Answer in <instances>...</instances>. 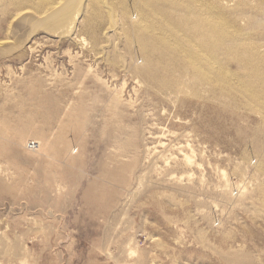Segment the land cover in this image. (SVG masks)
Returning a JSON list of instances; mask_svg holds the SVG:
<instances>
[{"label": "rangeland", "instance_id": "rangeland-1", "mask_svg": "<svg viewBox=\"0 0 264 264\" xmlns=\"http://www.w3.org/2000/svg\"><path fill=\"white\" fill-rule=\"evenodd\" d=\"M97 1L107 23L74 35L36 27L45 0L0 14V264H264L256 104L156 89Z\"/></svg>", "mask_w": 264, "mask_h": 264}, {"label": "bare ground", "instance_id": "bare-ground-1", "mask_svg": "<svg viewBox=\"0 0 264 264\" xmlns=\"http://www.w3.org/2000/svg\"><path fill=\"white\" fill-rule=\"evenodd\" d=\"M0 1L2 15H7L10 7L18 9L22 2ZM45 2L54 5L43 11L45 18L37 20L36 27L48 33L68 24L71 25L70 34L74 35L82 18L87 24L86 27L95 31L107 23L106 16L104 17L100 9L101 4H98L97 0H45ZM109 2L112 8L110 10L117 8L121 14L129 15L134 32L132 34L125 32L126 43L142 52L148 59L144 73L156 89H162L163 93L181 92L188 84L184 86L185 78L192 84L189 85L192 89L205 84L214 86L219 88L220 94H226L236 102L237 93L248 94L256 104L253 110L264 117V52L261 53V42H258L264 41V0ZM24 4L25 2L23 6ZM133 8L137 11L130 15ZM103 19L106 23H103ZM252 30L259 32L254 36ZM91 36L95 45L97 36L95 34ZM229 63L238 65L240 73L235 72L231 75L227 71ZM212 71L215 75L213 78L210 77ZM255 85L257 87H253Z\"/></svg>", "mask_w": 264, "mask_h": 264}]
</instances>
